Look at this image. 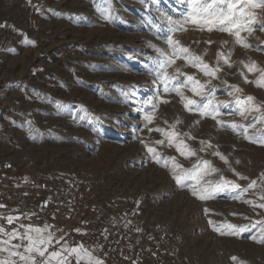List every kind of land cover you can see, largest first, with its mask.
I'll return each mask as SVG.
<instances>
[{
  "label": "rangeland",
  "instance_id": "1",
  "mask_svg": "<svg viewBox=\"0 0 264 264\" xmlns=\"http://www.w3.org/2000/svg\"><path fill=\"white\" fill-rule=\"evenodd\" d=\"M186 11L185 0H0V161L12 163L0 173V191L22 183L82 180L90 187L94 203L114 215L142 196L144 214L140 219L149 231L148 240L162 241L169 264L199 260L234 264L233 256L237 257L235 264H264V244L251 238L260 236L259 226L252 228L251 224L264 219V210H253L244 202L264 203L259 199L264 194V146L221 128L210 117L186 111L179 97L165 93L155 72H149L157 56L152 45L167 47L157 39V26L166 30V17L182 20ZM187 27V32H178L175 38L197 54L206 50L204 59L209 63L215 62L217 51L230 53L235 66H224L220 80L238 85L243 90L241 98L251 95L255 104H264V88L244 83L237 71H244L252 80L258 74L248 73L240 62L264 67V32L258 25L251 35L241 33L250 45L247 49L234 44L235 38L226 33ZM208 40L213 43H205ZM225 40L228 43L222 46ZM184 71L191 74L195 69ZM220 80L212 82L216 99L230 101ZM185 95L192 97L191 92ZM150 99L156 105L152 123L144 119L152 111V105L145 104ZM230 108H221V112ZM218 118L243 125L252 119L238 115ZM177 120L181 121L177 131L196 137L185 138L190 148L218 169L206 179L220 181L223 177L242 188L256 180L257 187L239 200L232 198L239 195L238 189L198 200L187 187L178 186L168 158L175 157L184 168H190L197 156H181L160 132L149 131H169ZM257 129L260 131L250 128L249 135L261 137L264 124H257ZM43 138L47 140L40 149L42 156L35 159L30 150L40 146ZM157 140L165 143L155 144ZM200 140L210 141L213 148L199 151ZM145 144L157 150L160 164L154 162ZM213 151H219L228 163L212 155ZM165 162L169 167L163 166ZM233 169L246 179H239ZM152 200L154 205H150ZM174 202L180 209L172 207ZM9 214L27 213L0 209V215ZM195 222L196 227L191 225ZM228 224L237 228L248 225V230L239 235H220L213 230L215 225L226 232Z\"/></svg>",
  "mask_w": 264,
  "mask_h": 264
},
{
  "label": "snow or ice",
  "instance_id": "2",
  "mask_svg": "<svg viewBox=\"0 0 264 264\" xmlns=\"http://www.w3.org/2000/svg\"><path fill=\"white\" fill-rule=\"evenodd\" d=\"M187 11L182 20H174L171 16L166 17L168 23L166 30L157 26V39L161 40L167 47L158 48L155 45L157 56L155 57L154 69L149 72H155V79L163 85L165 93H175L179 97L183 108L201 118L210 117L218 126L227 130L230 129L237 135H243L245 140L264 146V134L261 137L249 135V129H257V124H264V104L254 103L255 98L251 95L241 98L239 95L243 90L238 85H228L227 81L220 80L219 74L224 71V66L231 69L235 65L230 60V53L217 51L214 63L205 61L207 55L205 50L202 54L193 52L190 47L185 46L181 41L175 38L178 32H187V25H192L193 30L207 31L209 33L218 31L234 37V44L247 49L250 45L245 38L241 36L242 32L252 34L255 25L264 32V0H185ZM259 10L257 12L256 10ZM28 43H34L28 41ZM195 43H198L196 41ZM205 43L211 45L213 41L208 40ZM228 41H223L222 46ZM264 43V41H262ZM178 61H182L179 64ZM248 73L258 74L255 79L249 80L244 71L237 69L238 74L243 78L244 83H251L256 87L264 88V67H259L256 62H240ZM184 68L195 69V72L189 74ZM214 80H220V83L226 85L227 95L232 99L230 101H220L216 99V86L212 83ZM191 92L192 97L185 95V92ZM195 97H199L196 100ZM168 103L167 100H162ZM145 104L152 105V111L146 112L145 121L152 123L156 111V105L153 101L147 100ZM228 112H221V108L228 109ZM222 115H238L243 120L252 117L247 125L238 124L235 121L226 123L218 117ZM167 123V122H166ZM181 123L177 120L170 125V130L165 131L161 128L151 129L149 131H158L167 138V145L175 147L177 153L185 158L197 156V152L192 150L186 143L185 138L195 140L196 137L190 132L180 133L176 130V125ZM195 123H199L196 121ZM144 144V141L141 140ZM164 140H157L155 144L162 145ZM201 148L199 151H207L213 148L210 141L200 140ZM147 151L152 154V159L160 164L161 157L154 147L145 144ZM219 157L225 164L227 158L219 151L211 153ZM172 161L170 173L172 179L180 187H187L191 195L198 200H207L215 194L224 192L226 189L239 190V195L232 198L239 200L249 189L257 187V181L252 180L247 188H242L240 184L231 180H225L221 177L220 181L206 179L211 173L218 169L212 167L211 161L197 156L196 162L190 168H184L176 162L175 157L168 158ZM239 163V161H236ZM164 167H169L165 162ZM239 179H246L232 170ZM264 179V177H262ZM259 199L264 201V194ZM245 203L251 205L253 210L259 208L264 210V203H256L252 200H245ZM7 206L0 204V209ZM207 212L208 210L205 209ZM260 215L261 213H257ZM33 214L21 215H0V221L6 222L10 227L6 228L0 223V264H72V258L75 264H106L105 259L95 254L94 250H89L82 243L75 246L70 245L65 235L57 237L52 225L45 223L43 226L25 224L23 219H30ZM209 224L213 222L209 220ZM16 225V226H13ZM259 226L260 236L251 237L256 243L264 244V219H258L252 222L251 227ZM228 231H222L220 227L213 225V230L220 235H239L248 230V225L237 228L235 225L228 224ZM79 232V229H75ZM232 261H237V257H231Z\"/></svg>",
  "mask_w": 264,
  "mask_h": 264
},
{
  "label": "built area",
  "instance_id": "3",
  "mask_svg": "<svg viewBox=\"0 0 264 264\" xmlns=\"http://www.w3.org/2000/svg\"><path fill=\"white\" fill-rule=\"evenodd\" d=\"M11 166L10 160L0 161V173ZM142 198L138 196L123 213L114 215L94 203L90 187L82 180L22 183L0 191V204L7 206L4 209L34 213L23 222L52 225L57 237L65 235L73 246L82 243L106 264H169L162 241L148 240L149 231L140 219ZM190 264L207 263L199 260Z\"/></svg>",
  "mask_w": 264,
  "mask_h": 264
},
{
  "label": "bare ground",
  "instance_id": "4",
  "mask_svg": "<svg viewBox=\"0 0 264 264\" xmlns=\"http://www.w3.org/2000/svg\"><path fill=\"white\" fill-rule=\"evenodd\" d=\"M48 110V109H47ZM41 119L42 118H38V120H40L41 121ZM29 123V122H28ZM48 123V122H47ZM68 123V122H67ZM46 140H47V138L46 139H42V141H41V143H40V146H37V147H33L31 150H30V154H32V155H34V157H35V159H40L41 158V153H40V149H41V147H43V146H45V144H46ZM98 154V153H97ZM33 157V158H34ZM155 168V167H154ZM154 201L152 200V203L150 204V205H154ZM147 204V203H146ZM185 206H187V204L185 203L184 204ZM183 205V206H184ZM175 210H177V209H180V205L178 204V202H174V205L172 206ZM190 213V215H192L193 213H194V211L193 212H189ZM144 214V209H143V206H141V215H143ZM185 221V220H184ZM197 223V224H196ZM196 224V225H195ZM192 226H197L198 225V222H195V223H193V224H191ZM191 225H189L190 226V228L192 227ZM193 228V227H192ZM194 229V228H193ZM193 233V232H192ZM191 236H192V234H191ZM196 236H200V235H196ZM190 237V236H189ZM210 238V237H209Z\"/></svg>",
  "mask_w": 264,
  "mask_h": 264
},
{
  "label": "crops",
  "instance_id": "5",
  "mask_svg": "<svg viewBox=\"0 0 264 264\" xmlns=\"http://www.w3.org/2000/svg\"><path fill=\"white\" fill-rule=\"evenodd\" d=\"M29 224V223H28ZM30 224H32V223H30ZM33 225H35V224H33Z\"/></svg>",
  "mask_w": 264,
  "mask_h": 264
}]
</instances>
